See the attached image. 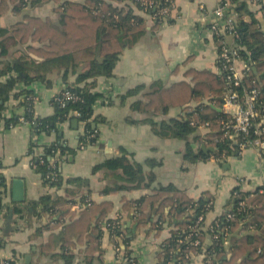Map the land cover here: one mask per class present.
<instances>
[{
    "label": "crops",
    "instance_id": "0c3cea01",
    "mask_svg": "<svg viewBox=\"0 0 264 264\" xmlns=\"http://www.w3.org/2000/svg\"><path fill=\"white\" fill-rule=\"evenodd\" d=\"M65 1L85 2L46 0L27 3L19 12L12 10V4H9V8L0 13V29L5 30L0 31V68L6 63L26 62L31 67L28 69L30 75L41 71L44 76L29 85L21 81L13 85L2 112L4 117L23 114L18 101L23 96L19 94L26 88L35 94V117L53 114V97L67 83L74 82L78 72L87 68V61H79L73 67L67 56L46 59L66 53L64 48L68 45L65 42L57 39L52 43L47 37L31 36L21 42L13 31L12 25L22 21L25 16L48 18L58 25L61 16L57 7ZM244 1L264 31V15L257 3ZM128 4L134 13L144 19L145 26L135 42L124 46L112 75L96 78V91L108 92L111 96L110 104L98 102L93 108L94 115L105 117V122L96 124L99 132L96 142L79 146L83 124L75 118L59 124L63 140L74 150L71 154L60 156L58 164L63 179L60 186H50L43 181L41 174L31 164L33 154L29 152L32 146L34 154H40L43 146L55 141L57 135L35 133L28 121H19L7 127L4 119L0 120V174L4 183L0 189V264H9L10 261L11 264H117L114 243L104 223L97 249L94 246L92 251H87L86 239L83 237L77 241L76 236H72L74 245L67 250L62 244V236L64 224L69 220L55 224L57 215L44 211L38 203L40 197L45 195L54 198L57 204L65 199L74 200L70 210L75 213L79 210L78 204L83 195L96 202L109 200L111 210L107 219L120 218V229L130 237L128 248L136 255L137 264H197L201 250L186 251L183 258L177 252L166 258L163 256L162 246L181 219L179 221L174 216L172 220H165L157 231L153 228L157 215L152 210L145 222L137 223L132 208H123L125 200H135L151 194L159 186L173 184L194 200L201 196L211 198L212 207L204 216L206 225L232 207L235 187L245 192L252 191L264 182V152L252 147L239 149L233 146L229 152L224 151L220 158H215L213 148L212 151H204L208 153L205 159L189 161L184 156L188 144L186 140L160 137L146 121L151 117L156 120L176 117L184 113L181 107H171L166 113L153 115L133 110L130 106L135 100H145L143 94L147 91L167 88L181 80L190 81V75L186 73L190 68L212 73L217 71L216 46L209 28L214 20L213 9L217 0H175L168 20L155 26L147 13L130 2ZM244 19L248 18L244 16ZM1 44L4 52H1ZM16 76V72L9 71L0 75V81ZM139 85L143 86L139 92L125 95L129 89ZM217 96L219 98L220 94L213 92L208 97L214 99L208 101L206 97L202 101H190L187 105L196 107L200 105L199 102L208 103L218 110ZM206 133V128L196 127L188 138L195 152L205 145L202 141ZM194 136L197 138L194 139ZM123 152L130 153L134 161L144 164V182L137 187L101 193L104 187L118 182L104 170L93 172V166ZM147 159H153L158 164L149 167L145 165ZM150 176L152 180L148 179ZM72 177L80 180L76 183L66 182ZM203 230L205 234L200 238L206 248L211 243V237L206 226ZM51 236L52 243L49 242ZM46 244L49 247L43 248Z\"/></svg>",
    "mask_w": 264,
    "mask_h": 264
},
{
    "label": "trees",
    "instance_id": "16d2710c",
    "mask_svg": "<svg viewBox=\"0 0 264 264\" xmlns=\"http://www.w3.org/2000/svg\"><path fill=\"white\" fill-rule=\"evenodd\" d=\"M46 0H0V13L9 8L12 4V10L19 12L27 3H37ZM234 4V10L237 14V33L236 42L245 46L247 54L242 52L244 59H250L252 65L245 77L248 87H256L258 90V109L264 115V31L259 25V21L254 16V12L249 10L244 0H230ZM135 5L143 11V6L139 0H85L84 3H75L65 1L57 7L60 12L59 24H54L46 19L38 17L25 16L20 22L12 25L15 36L19 41L24 42L31 37L49 38L54 43L57 39L65 42L62 55L46 57V59H55L69 57L75 67L79 61H87V68L78 72L76 79L72 83H67L65 91L74 93L77 98L68 100L61 105L60 101L53 97V114L45 117H35L33 110V101L35 94L32 90L26 88L19 95H23L18 104L22 106L23 114L10 117L3 116L5 102L8 99L9 92L17 81L29 85L34 80L43 79L44 76L39 71L34 75L28 72L29 67L26 62L6 63L0 68V75L9 71L17 73L5 81H0V120L4 119L6 126L15 125L23 117L30 122L35 133H55L56 140L49 145L43 146L40 154H34L33 147L29 148L32 155L31 160L34 169L39 172L43 181L50 186H60L63 182L59 170L58 156L73 153V149L63 140L59 124L72 119H77L83 124V132L79 136V146L81 144H93L98 137L96 124L105 122V117L93 114L94 105L98 102L110 104L111 96L108 92H99L94 88L98 76L109 77L112 75L113 67L117 61L120 52L124 46L132 44L137 40L145 26L144 19L133 12L132 6ZM258 9L264 15V0L256 2ZM151 13V12H146ZM244 16L248 19L245 20ZM169 16L167 17L168 20ZM153 25L162 23L161 20L153 21ZM35 30V31H34ZM4 32L5 30H1ZM34 33V34H33ZM215 45L220 47L222 38L214 36ZM58 50V49H57ZM57 50H51L55 52ZM1 52H4L1 44ZM55 54V53H52ZM67 56V57H66ZM249 60V61H250ZM21 61V60H20ZM219 65V62L217 63ZM38 71V70H37ZM187 75H190V81L181 80L173 83L167 88L153 89L143 94L144 99H138L131 103V109L140 112H150L153 115L166 113L171 107H181L184 111L176 117L156 120L148 118L146 121L151 130L163 138H180L188 142L185 148L184 156L189 161L205 159L208 153L202 148L194 151L188 138L195 132L196 126L191 124L192 120L201 122L209 121L210 129L203 137V143L206 146L214 148L212 155L220 158L224 151L229 152L230 142L220 140L222 131L220 130V119L223 113L216 110L211 104L201 103L192 107L187 105L190 101H202L210 93L220 94L217 96L218 105L221 103V96L226 89V79L223 73L216 71L212 73L208 70L188 69ZM143 88L142 85L135 86L125 94L133 95ZM235 90L241 91L240 88ZM17 95V96H19ZM61 97V95L59 96ZM123 98V96H121ZM210 99H214L211 98ZM208 97V101H210ZM217 105V106H218ZM78 112V115L72 112ZM93 124H95L93 126ZM197 136H194L196 139ZM153 159H147L145 165L154 167L157 165ZM143 166L132 159L131 154L123 152L120 155L111 156L103 161L96 163L92 171L104 170L113 175L117 184L104 187L101 190L103 194L113 193L117 190L128 189L141 185L145 176ZM152 180V176L148 178ZM80 180L78 177H72L66 180L68 183H76ZM4 185L0 174V189ZM233 194V205L230 209L222 212L216 217V225L213 231H208L210 235L216 233L217 238L211 239V243L206 247L205 253L210 264L221 262V264H264V191L255 190L253 192H244L235 187ZM88 200L87 202H85ZM243 201L244 205H239ZM38 203L42 205L43 210L50 214L57 215L55 224L59 221L69 220L64 224L63 246L67 250L74 245L71 241L72 236H76L77 241L83 237L87 242V251H92L94 246L97 249L99 238L102 235V224H108L109 236L113 243L117 244L116 237L121 234V240L124 244L126 254L130 252L127 237L121 231L119 225H113L114 219H107V214L111 210V202L103 200L100 202L92 201L89 196L83 195L80 199V208L77 213L70 210L74 200L65 199L61 204H57L54 198L49 195L40 197ZM83 203H88L84 204ZM212 207V201L209 196H201L194 200L189 198L183 191L179 190L173 184H167L157 187L149 195H144L135 200H125L124 209H131L137 223L145 222L154 212L157 219L153 221V228L159 230L165 220H172L174 216L181 219L172 230V235L162 246L164 258L174 252L181 254L191 250L196 252L201 250L200 245L194 246L188 244V239L184 238L183 230L187 231L193 225L198 216H205V213ZM231 213V217H227ZM183 215H185L183 217ZM205 232L203 228L197 235L201 236ZM196 237V236H192ZM183 239L179 242L178 239ZM227 240V244L224 243ZM52 243V236L49 242ZM2 242H0V246ZM46 244L43 248H48ZM227 254H230L227 257ZM182 261V260H181ZM11 264V261L9 262Z\"/></svg>",
    "mask_w": 264,
    "mask_h": 264
},
{
    "label": "built area",
    "instance_id": "2783aa9c",
    "mask_svg": "<svg viewBox=\"0 0 264 264\" xmlns=\"http://www.w3.org/2000/svg\"><path fill=\"white\" fill-rule=\"evenodd\" d=\"M143 6V12L147 13L149 17L155 20L165 21L170 15L171 10L174 8L175 0H139ZM255 3L259 0H253ZM214 20L209 25L213 33V37L218 36L222 38L221 46H216V63L217 71L223 73L226 79V89L221 96V103L218 105V111L223 113V117L220 119V130L222 135L220 140H228L230 148L236 146L239 149L248 147L255 148L259 152H264V115L260 113L258 109V90L256 87H248L245 81V77L248 75L252 61L244 59L242 52L247 54L245 46H242L236 42L238 38L237 33V14L234 10V4L230 0H217V5L213 9ZM250 60V61H249ZM240 88V92L235 90ZM61 95V97H59ZM58 99L61 105L65 104L68 100H75L77 96L70 92L65 91L64 88L54 96ZM73 114L78 115V112L73 111ZM20 121L26 122L23 117H20ZM192 125L197 128L210 129V122L200 120H192ZM87 146L83 143L80 147ZM56 159L60 160V156L56 154ZM32 164V162H31ZM34 167V165L32 164ZM240 190V188L238 187ZM246 191V192H253ZM259 191H264V182L257 188ZM242 191V190H241ZM245 192V191H244ZM236 191L233 190L232 194ZM86 200L85 202H87ZM88 204V203H83ZM239 205L243 206L244 202L240 201ZM80 203L78 204V208ZM231 213H227V217H231ZM108 224L105 225V229L108 231ZM113 225H119L120 218L116 217L113 220ZM216 225V218L209 224L204 223V216L197 217L195 223L191 225L187 231L183 230L184 238L188 239V244L201 247L200 260L197 264H210L208 257H206L205 247H203L201 240L197 235L200 234L201 228L206 226V229L210 232L213 231ZM121 234L116 239L117 244L114 243V251L117 257V264H137V257L131 251L126 254L124 251V244L121 240ZM192 236H196L193 237ZM211 239L218 237L216 233L210 235ZM184 238L178 239L179 242H183ZM183 240V241H182ZM227 244V240H224ZM129 249V248H128Z\"/></svg>",
    "mask_w": 264,
    "mask_h": 264
},
{
    "label": "water",
    "instance_id": "95a60500",
    "mask_svg": "<svg viewBox=\"0 0 264 264\" xmlns=\"http://www.w3.org/2000/svg\"><path fill=\"white\" fill-rule=\"evenodd\" d=\"M95 124H93L94 126ZM201 148L204 150V151H208V150H213V147H206L205 145H201Z\"/></svg>",
    "mask_w": 264,
    "mask_h": 264
}]
</instances>
